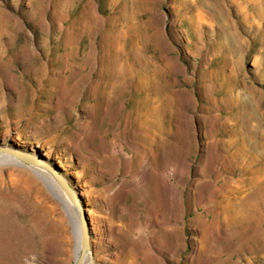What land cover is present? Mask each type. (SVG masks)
<instances>
[{"label": "rangeland", "instance_id": "obj_1", "mask_svg": "<svg viewBox=\"0 0 264 264\" xmlns=\"http://www.w3.org/2000/svg\"><path fill=\"white\" fill-rule=\"evenodd\" d=\"M251 4L0 0V146L69 181L94 261L264 264V18ZM10 160L0 264H75L62 205L40 209L45 194L59 204L41 170Z\"/></svg>", "mask_w": 264, "mask_h": 264}, {"label": "bare ground", "instance_id": "obj_2", "mask_svg": "<svg viewBox=\"0 0 264 264\" xmlns=\"http://www.w3.org/2000/svg\"><path fill=\"white\" fill-rule=\"evenodd\" d=\"M231 1L235 4H238V0H231ZM245 1L247 3L251 2L253 4L254 13H255L256 17L264 18V0H245ZM147 102H150L149 98L147 99ZM148 114L149 115L150 114L156 115V112L153 110V107H148ZM7 161H11V160L9 158L4 157V156L0 157V164L3 162H7ZM12 161H14V160H12ZM14 162L19 164L17 161H14ZM34 172L37 174L39 179H41L43 181V183L47 186V188L52 193V195L54 197H56L57 200L59 201V204H58V202H53L52 199L50 198V196L45 194V196H43V198H42V201H40L38 199L40 201L39 202L40 209L42 212H45L47 214L48 213L54 214L57 212V210L62 205L61 209L62 208L64 209L65 214L61 213V219L59 221H61L60 224H63V238H64V241L66 244H69L70 242H72V238L75 239L74 254H75V258L77 260V258L81 254L80 222H79L77 212H76V210L73 209V206L70 204V202L64 196L63 192L60 190V188L57 186V184L54 182V180H52V178L47 173H44L43 171H37V170H34ZM258 182H259L258 178L252 179L251 184L256 185ZM109 192H110V188H106L104 190L99 191V193H98L100 198L102 197V199L106 203H107V200L110 198ZM229 204H231V202ZM232 205L235 206L236 210H239L242 212L243 209L244 210L246 209L245 207L247 206V203L244 201H238L237 203L232 204ZM106 208H108V207L106 206ZM94 223H95L97 230H99L98 232H99V236H100V239L97 241L96 248H95V253H96V255H98L100 253L99 251H97L98 248L101 249L102 251L104 250V242H105L106 236L103 233V227H102L103 221L101 220V218L96 216ZM90 247H91V241H90ZM69 248H66L65 250H69ZM90 251H91V248H90ZM126 254H122L121 252L119 254H113L112 260L106 259L105 257H101V258L99 257L98 258L99 260L97 262L96 260L94 261L93 255L89 252L86 259H85L84 264H116V261H119V264H133V263L137 264V257L136 256L135 257H128V254L127 255ZM145 258H146V255L144 256V260H145Z\"/></svg>", "mask_w": 264, "mask_h": 264}, {"label": "water", "instance_id": "obj_3", "mask_svg": "<svg viewBox=\"0 0 264 264\" xmlns=\"http://www.w3.org/2000/svg\"><path fill=\"white\" fill-rule=\"evenodd\" d=\"M1 156L47 173L63 192L70 204L74 208H76L80 222L81 254L77 258L75 264H84L91 248L90 227L87 216L85 214V208L79 198L78 193L72 188L69 181L62 175V173H60V171L51 166L44 158H42L38 154L24 151L20 148L0 146V157Z\"/></svg>", "mask_w": 264, "mask_h": 264}]
</instances>
